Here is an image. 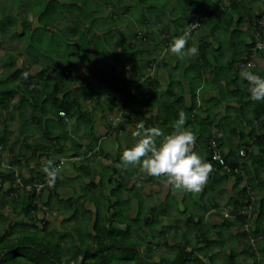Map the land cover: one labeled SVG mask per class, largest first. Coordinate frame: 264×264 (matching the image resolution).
Masks as SVG:
<instances>
[{
  "label": "crops",
  "instance_id": "0c3cea01",
  "mask_svg": "<svg viewBox=\"0 0 264 264\" xmlns=\"http://www.w3.org/2000/svg\"><path fill=\"white\" fill-rule=\"evenodd\" d=\"M261 7V0H147L139 3L140 11L138 13L132 7L130 13L134 17L131 22L122 17L118 18L117 22V18L113 16L115 15L113 11L109 16H102L99 13L94 15L97 10H93L95 22L90 29L92 32L90 37L93 42L95 38H97V43L99 41L98 46L96 49L93 48L91 54L96 59L92 62L93 70L94 65L98 69L102 68V65L98 64L103 59L102 53L115 55L120 52V50H117L116 53L109 51L107 44L113 41L115 46L121 47L122 44L119 39H116L117 32L121 39L124 37L121 31L129 29V27L130 30L137 29L136 31L142 33L144 42L148 43L151 40L150 38L146 39L147 36L154 37L155 44L151 43V45L155 47L150 49L145 44L144 47H147L149 52L144 53L139 50V53L136 54V60L134 62L129 61L127 66L134 65L135 69L133 71L129 67L130 76L127 79L122 78L123 84L120 80L117 81L119 86L108 84L109 87L112 86L113 95L110 94L115 103V112H109L110 120L113 121L111 126L99 122V117H97L98 121L92 124L96 117L94 115L90 129L86 132L82 121L72 117L69 119L71 123L68 126L60 123L64 126V130H61V140L55 148L62 147L63 153L54 155L55 152L48 151L53 147L52 143L55 141H47V148L43 152L44 154L49 152L52 155L47 159H60L63 162L75 160L65 165L62 164V166L59 163L58 187L55 191H52L51 188V193L47 191L43 195L44 201L47 202L44 204L50 212L55 208V205L64 206L66 200L70 198L77 200L78 204L82 202L83 196L81 197L82 193L79 192L80 188L76 189L75 185H81L87 180L82 179L86 173L76 170V166L80 163L76 165L73 163L83 159L87 161L97 159L98 161L101 156L110 159L113 156L111 153H114L115 150L111 153L106 152L107 147L102 148V145L99 144L100 141L113 138L112 143L119 145L118 151L122 155L124 149L131 147L138 139L133 135L138 129L143 132V129L157 127L162 129L165 135L174 131L179 116L171 124H162L160 120L158 121L157 116L165 117L163 109L165 104L172 103L180 110L189 109L191 105L193 106L191 113L188 114L190 120L194 118L192 120L193 125L190 126L186 121L184 127L190 128L196 133L193 150L204 157H206L204 150L206 141L203 142V140L206 139L208 132L204 130L200 132L199 129L205 125L203 120L207 118V115H210L212 121L211 136L217 134L223 139L221 149L224 153H227L229 147L238 146L241 135L243 138L241 142H252V137L249 136L252 135V126L246 124L245 117L241 114L239 117L235 115V109L240 108V98L242 99L241 93H238V88L243 86L241 71L237 72L236 65L248 52L245 45L249 44L250 35L254 30L253 24L261 11ZM220 11L222 13L218 17H212ZM136 16H139L138 21ZM195 19H199V21L190 33L186 47L195 44L198 47V53L179 56L171 50L170 45L174 38L183 34ZM83 30L87 31L80 28V31ZM99 30L104 32H99ZM106 32L108 35H106L105 41L103 33ZM126 35L128 34H125L126 38H123V41L127 45L133 44L134 39H131L130 34V39H127L128 36ZM263 54L262 51L254 55L257 56V63L264 61ZM261 69L264 68H259L258 73L261 72ZM99 82L101 81L95 83L99 84ZM129 86L134 87V89L132 90ZM125 88L126 90H124ZM193 96L195 97L193 98ZM176 99L179 101L175 102ZM86 100H88L86 102H91L92 98ZM97 100L98 103L104 105L102 100ZM75 102L84 110L79 101L76 100ZM102 105L97 108L102 110ZM121 110L124 112V117L117 120ZM263 110L264 108H258L257 111ZM253 111L252 107L248 105L244 110L245 116L251 117ZM99 112H101L100 118L104 119L102 111ZM230 116L231 118H229ZM196 117L198 121H195ZM156 118L157 120H155ZM261 118L264 121V115ZM120 121L123 123L122 128H120L122 125ZM218 122L221 123L219 126L222 127H216ZM72 123H74L73 126L70 125ZM104 123H106L105 120ZM116 123L117 126L114 128ZM235 123L239 126L238 132L233 130V127H236ZM161 138L157 137V141L159 142ZM84 140L86 143L82 142ZM257 151V148H254V154ZM29 158L31 157L29 156L27 159L30 160ZM262 159L264 160V158ZM113 161H115L114 164L112 162L111 164L122 176L124 175L123 199L129 200L131 209L134 208V204H137V198H139L144 209H149L155 213L154 221L152 220L153 214L147 213L145 215L148 217L145 226H142L138 231L140 237L144 235L146 239L145 237L141 238L151 245L149 252H146L144 245H141L139 249L141 254H155L158 258L169 255L173 257L177 248L185 247V251L195 258V262L192 264H247L248 259L251 260L247 255L241 254L247 246L243 249L239 247L240 239H244V237L240 235L242 227L236 224V217L242 201L240 199L241 187L239 186L241 182L236 183L233 178L225 177L222 171L215 172V169H212L203 187L196 192L189 191V196L186 197L185 193L182 192L183 189L175 188L164 175H149L140 165H130L124 168L121 166V159L115 156H113ZM248 164L252 173L254 170L253 167L251 168L250 161ZM103 167L106 175L104 177L97 175L98 183L93 182L99 185L100 181L105 179V183L102 181L104 185L100 186L105 188L106 185L117 180L118 175H111L110 170H106L109 167H105V165ZM32 173L37 179V175ZM263 173L264 167L259 170V179H254L253 184L257 200H263L261 206L264 208ZM28 179L31 177L29 176ZM79 180L81 182L77 183ZM130 194L136 195V197L129 199L128 195ZM194 195L199 196V203L190 202V200H194V197L191 198ZM169 198H173L171 203L168 201ZM23 202L27 204L28 195L23 199ZM87 205L94 208V210L87 208L86 210L91 212L92 218H95L96 205L92 202H85L84 206ZM57 209L47 213V222L49 229H54L64 235L71 232L74 219L68 220L72 212L64 213V210H60L58 213ZM130 210L129 216L133 217L134 213L130 214ZM257 215L259 232L264 234V210L260 216L259 213ZM178 217L181 219L178 220ZM55 220L57 221L55 222ZM58 221L61 225L58 224ZM70 222L72 224L68 225ZM55 223H57V227H55ZM50 231L53 232V230ZM134 238H137L136 234ZM206 240L209 242V246L206 244ZM230 241L234 243L230 245ZM223 242L226 244L225 246H230L225 253H222L223 247L220 246ZM231 247H234V251L230 250ZM220 256L224 258V262H216L215 259Z\"/></svg>",
  "mask_w": 264,
  "mask_h": 264
},
{
  "label": "rangeland",
  "instance_id": "374dc122",
  "mask_svg": "<svg viewBox=\"0 0 264 264\" xmlns=\"http://www.w3.org/2000/svg\"><path fill=\"white\" fill-rule=\"evenodd\" d=\"M58 1L62 2L64 6L62 7L60 15L54 17V20H51V25L49 28L42 29V26L41 24H39L38 16L36 14L37 5L35 4V0H0V21L6 20L5 24L0 25V92H1L0 100H3V102L5 101L3 93L6 92L7 90H10V88H18L19 93L23 94V92H25L23 80L27 79L28 75L33 77L35 74L41 71L45 72V78H43L40 81L38 80L37 86L32 90L34 98L37 99V101H35L36 103L32 104L35 105V107H31L28 105L29 104L28 102L31 103V101L29 100V95H26L27 92H25L22 95L24 96L25 100L22 101L20 95L16 96L14 100V102H16L15 104L6 103L7 106L6 110L0 109V113L2 116V120L0 121V136H3V133L5 135H10V138H8L7 144L5 145L2 154L0 155V176L14 174V178L16 175L17 177L20 176L21 178H23V181H26L28 183L26 184L28 185L27 187H30V185L34 184V182H37L39 185L44 186V188L42 189L43 193H41L39 200L36 199L38 201L37 202L34 201L35 203H37L36 209L32 210L31 207L29 208V218L25 217L24 214H22V209L23 208L26 209L25 207L26 202L25 203L23 202V199L26 198V194H25L26 191L23 190L24 184L22 183L21 180H19L20 177L16 178L15 183H19V184L22 183V186L14 185V187H9V182H6L2 185V188H0V236H1L0 253L1 254L3 253L0 257V260H2L0 264H56L54 263V261L57 259V257L54 256L55 253H51L52 258H51V263H49V261H47V254H45L44 250H42L41 253H39L37 250L34 249V247L25 248L24 246L19 245L20 239H22L23 236H28L23 231L31 230L32 232H37V230H41V232H39V235L47 238L46 222H47V213H49L50 210L47 209V206L44 204L45 201L43 195L44 193H47L46 168L48 162L51 160L53 163L55 161H57L58 163L59 161L60 165L62 166V164L65 165L68 162L75 161V160H70V161L65 160L64 162L61 163L60 159L59 160L53 158L47 159V155H45V157L41 158L39 161L37 159L36 160L27 159L30 156V153L29 150H26L25 148L26 143H33L43 148H47V134H46L47 129H49V131L51 132V136L61 135L60 133L61 130H64V126L56 123L55 119H57L56 118L57 115L60 118L64 119L65 125L68 126V124L71 123L69 119H71L72 117L67 116L65 114L64 116H61L60 115L61 111H59V109L54 107L51 100L49 99L47 100V98L45 97L46 94L54 90L53 89L54 85H58L59 86L57 87L58 89L56 88L55 89L57 90V94L60 95L59 92H61V88L63 87L64 90L68 91L69 93L68 99L70 101L75 102L77 100L84 108L87 107L88 110L94 112V115L96 117L95 120L92 121V124H95L98 121L97 117H99V122H102V124H105L106 126L109 125L111 126L113 122L110 120V115H109V112L110 113L115 112L114 111L115 103H114V98L112 97L113 89L112 86L110 87L108 86L109 84L108 78L107 77L104 78L99 73L98 67L94 65V70L92 68V62L96 61L95 57H92V55L89 54L90 50H93L92 45L88 46L85 43H81L80 46L82 47L79 49L80 56H73L72 61L70 60L69 56L63 54L67 42L73 40L70 34L74 27V24L65 10L66 7L65 4H70L71 2H73V0H58ZM81 2L82 4H84V8H86L84 11H88V13L92 15H93L92 8L93 10L95 9L97 10V12L94 13V15L99 13L102 16L104 15L109 16L111 11H113V13L115 14L113 16L117 18V22H118V18L120 17L126 19L128 22H131V19H133L134 17V15L130 13L132 7L133 9L136 10L135 11L136 13L140 11L139 3H136V0H109L108 3L106 2L105 4L103 3V0H81L78 3L81 4ZM261 2H262V7L259 15L264 14L263 11L264 2L262 0ZM136 17L138 21L139 16ZM27 23L30 24L28 27L26 25ZM83 26L86 25H82L80 26V28H83ZM91 28L92 27H89V30ZM136 30L137 29L130 30L129 27V29L121 31L122 33L121 32L120 33L122 34V36H124L123 38H126L125 34H128L126 35L128 36L127 39H130L129 34L132 35L131 39H135L133 35L136 38L138 37L137 39H135L136 40L135 45L136 48L138 49L137 53H139V50H142L144 53L149 52V49L147 47H144L145 44L150 49H154L155 46H152L151 43L155 44V38L154 37L151 38L150 36H147L146 39L150 38L151 40L148 43L144 42L143 39L140 38L139 32ZM99 32H104V31L99 30ZM21 33H23V35H21ZM116 36H117L116 39L117 38L119 39L122 46L121 47L115 46L113 41H111L110 44L108 43L107 49L113 53H116L117 50H121L123 49V47H125V45H127L125 41H123V38L120 39V36H118V32ZM259 45H260L259 47L260 50H262L264 53V49H263L264 47L261 46V44ZM256 57L257 56H254L252 58L253 61L255 62L252 70L258 72L259 68H264V61L263 62L260 61L259 63H257ZM68 61H71L72 63ZM114 61L116 62L117 60L115 59ZM240 64H238V68L242 70L243 68H240ZM118 66H119V60L116 62V67ZM129 66L126 67L124 71L121 73H119L118 71H114L113 73L110 72V74L113 76L127 79L130 76ZM49 67H53L54 70L50 71ZM263 70L264 69H261L260 71ZM16 71H19V77L21 79H19V77L17 80L11 78V75H13L14 72ZM26 73L27 75H25ZM47 73H49L48 80H47ZM99 80L101 81L99 82V84L95 83ZM118 80H115L116 82L114 81L115 82L114 84L117 86H119L117 82ZM129 87L132 90L134 89V87L131 86ZM86 90L92 92V94H90L91 95L90 99L92 98L91 102H86L88 100H86L81 95ZM124 90H126V88ZM119 96L122 97L120 94ZM97 99L102 100L104 103V105H102L99 102L100 105L103 106L102 110H100V108L99 109L97 108V106L99 105ZM13 105H15L14 106L15 110H11ZM40 108L43 109L49 108L53 112L51 114H48V116L47 113H45L44 116H41ZM10 111L12 112L11 121L7 120V116ZM99 111H102V114H104L103 117L104 119L100 118L101 112ZM120 117L121 118L124 117V112L122 110L119 111L117 120H119ZM229 118H231V116ZM104 120L106 121V123H104ZM120 123L122 124L120 128H122L123 127L122 121H120ZM73 124L74 123L70 125L73 126ZM116 126L117 123L114 126V128ZM233 130H235V132H238L239 126L236 124V127H233ZM235 139H237L236 136ZM103 141L104 140L100 141L99 144L102 145V148L107 147V150H105L106 152L111 153L112 151L115 150L114 153L111 154L117 158L121 157V153L120 151H118L119 145H117L116 143H112V141H114L113 138H108L104 142ZM82 142L86 143V140ZM236 148L237 145L234 146V149ZM113 156H111L110 159L101 156V158L98 161L97 159H94V161L93 159H90L89 161L83 159L80 162L77 161L74 162L73 164L76 165L77 163L78 164L80 163L85 173L89 174L88 176L86 175L82 176V179H87L86 181H84L85 183H87L89 180L94 181L96 183L97 175L100 176L102 175V177L106 175L105 174L106 172H104L103 170L104 169L103 165L109 168L114 167L113 164L115 161H113ZM111 162L113 164H111ZM58 171L60 170L58 169ZM32 172H34L35 175L36 172H41L43 176H45V178H42V181L38 182L35 176H33ZM30 173L31 175H29ZM29 176L31 177V180L28 179ZM33 178L35 181L34 180L32 181ZM102 181H104L105 183V179ZM80 182L81 180H79V182L77 183ZM244 185H245V180L243 179L241 183H239V186L243 187ZM80 186H81L80 184L75 185L76 189H78ZM111 186L112 185L109 184L106 185L105 188L100 187L102 194L108 195L109 191L111 190ZM94 191L96 190L90 189L88 191V195H91ZM182 192L185 193L186 197L189 196V191L182 190ZM252 194L256 196L254 191L252 192ZM193 197L194 200H190V202L193 201L196 203L200 202L199 196L194 195L191 198ZM172 199L173 198H169L168 201L171 203ZM5 202L7 204L6 207H4ZM54 207L55 208L51 210V212L56 210L57 208H60L57 209L58 213L60 212V210L62 211L67 210L65 205L62 207L59 205H55ZM84 208H87L89 210H94V208L90 205H87ZM38 212H40L39 215ZM112 212L113 209H111L108 206L106 214L110 215ZM132 213H135V208H132L130 210V214ZM77 217L80 218V215H78ZM93 219L94 218H92V214H91L89 221V229L93 223L92 222ZM147 219L148 217L145 216L144 220L146 221ZM180 219L181 218L178 217V220ZM44 221H46L45 225L43 224ZM56 221L57 220H55V222ZM73 222L75 223V221ZM58 224L61 225L59 221ZM70 224H72V222H70L68 225ZM43 225L45 228H43ZM54 225L55 227H57V223H55ZM68 225H66L67 228ZM28 234L30 235V233ZM31 236L33 238L36 237V239L39 238L37 235L35 236L31 234ZM130 237L135 239L134 232L131 233ZM141 237H145V236L142 235ZM63 239H64L63 243L67 245V243H69L68 240L69 238L64 237ZM217 240H219V238H217ZM245 241H246L245 239H240L241 244L239 245V247L241 249L245 248V246L249 244V243L245 244ZM259 242L260 241H257L256 243L259 244ZM232 243L234 242L230 241V245H232ZM256 243L254 246H251L250 244L249 246L255 249L256 261L258 262V264H264V250L263 253H260L259 249L256 248L257 247ZM225 245L226 244L224 242L220 244V246L223 247L221 250L222 253H225L226 249H229L228 247H230L228 245L227 246ZM231 248L232 249L230 250L234 251V247ZM64 253H67V251L65 250ZM33 254L38 257L35 258L36 260L32 259ZM40 254H43V256L41 257ZM142 256L145 258L147 264H152L159 260V258L156 257L155 254L152 255L142 254ZM168 257L172 258V255H169ZM221 258L222 256H220L218 259L216 258L215 259L216 262L225 261L224 258L222 259ZM63 261H67V257L66 259H63ZM253 262H254L253 260L248 259L247 264H253ZM113 264H121V263L113 262ZM127 264H133V263L130 262Z\"/></svg>",
  "mask_w": 264,
  "mask_h": 264
},
{
  "label": "trees",
  "instance_id": "16d2710c",
  "mask_svg": "<svg viewBox=\"0 0 264 264\" xmlns=\"http://www.w3.org/2000/svg\"><path fill=\"white\" fill-rule=\"evenodd\" d=\"M81 0H73L70 4H65V10L67 14L70 16L69 18L72 20L74 27L71 31L70 36L73 40L67 42L66 48L64 51V55L66 54L69 56L70 60L72 61L73 56H80L79 49L82 47L80 46L81 43H85L86 45H92L94 49L98 46L97 38L93 42L91 39L92 32H90L89 27H92L95 22V17L88 13V11H84L86 8H84V4H79ZM109 0H103L104 3L108 2ZM147 0H136V3L145 2ZM35 4L37 5L36 8V14L38 16V22L41 24L42 29L49 28L51 25V20H54V17L60 15L63 4L62 2L58 0H35ZM93 12V8H92ZM221 11L218 14L212 15V17L219 16ZM261 20V15H258L256 20L254 21V30L252 34L250 35V41L249 44H246L245 47L248 48V52L245 55V57L239 61V64L248 63L249 61H253V57L256 54H259L262 52L260 48L257 47V44H262L264 47V24H260L259 21ZM6 23V20L0 21V25H3ZM193 23V22H192ZM27 27L30 25L29 23L26 24ZM83 26V28H87L85 30L87 31H80V26ZM75 28V29H74ZM189 28V27H188ZM194 30V29H193ZM189 31L190 33L193 31ZM37 31V30H36ZM23 35V33H21ZM105 37L103 38L106 41V35H108V32L104 33ZM132 36V35H130ZM140 38H143L142 33L139 32ZM133 37L137 39L134 35ZM75 39V40H74ZM133 44H128L127 46L123 47V49L120 50L117 54L113 55H103V59L98 62V64L102 65L101 69L99 70V73L104 77L108 78L109 83L114 85V81L118 80L120 77L113 76L110 74V72L118 71L119 73L123 72L126 67H128L129 61L134 62L136 60V53L138 49L135 46V40ZM58 40V39H57ZM56 40V41H57ZM55 44V42H54ZM86 46V47H88ZM264 49V48H263ZM93 50H90L89 54L91 55ZM82 54V53H81ZM119 60V66L116 67V62L114 60ZM71 61H68L72 63ZM109 61V62H106ZM255 63V62H254ZM232 64V63H230ZM109 66V67H108ZM131 70L134 71V65L129 66ZM254 67V66H253ZM253 67H249L251 70ZM50 71H53V67H49ZM237 72L241 71L238 68V64L236 66ZM261 75H264V70L259 72ZM49 73H47V80L49 78ZM19 77V71L14 72L13 75H11V78H14L17 80ZM45 78V72L41 71L37 74H35L33 77L28 75L27 79L23 80L24 84V91L27 92L26 95H29L28 102L29 106L35 107V104L37 99L34 98L33 95V88L37 86L38 80H42ZM19 79H21L19 77ZM121 84L124 83V80L122 78L119 79ZM241 82L243 83L242 88L239 89V94L241 93L240 98L241 102L240 108L235 109V115L236 117H239L240 114L244 116V120H246V124L252 126V135H249L252 137V142H241L243 140L242 135L240 137L239 144L236 149L233 147H229L227 153H224L221 149L223 146L222 144V138L217 134L211 136V129H212V121L210 119V115H207V118L203 120V123L205 124L199 131L204 130L207 133L206 139L203 140L205 142V152H206V159L211 162L213 165L214 171H222L224 173L225 177H231L235 180L236 183L241 182L243 179L245 180V185L240 188V210L243 209L248 203H252V210H251V217H247L245 214H240V210L238 212V215L236 217V224L241 226L243 228L244 225L248 224L250 236L256 238L258 236L261 237V243H256L257 247L260 251V253H263L264 250V234L262 232H259V225H258V213L259 216L263 212L264 208L261 206L262 201L257 200V197L252 194L254 191V179H259V170L264 167V160L261 158H264V121L262 120V116L264 115L263 111L258 112V108L263 109L264 108V100L260 101H254L250 99V94L248 92V82L245 78L241 77ZM57 87L58 85H54L53 91L46 94L47 100H51L52 104L55 108L59 109V111L63 112L65 115L74 117L77 120L82 121L84 127L86 128V132L90 129L92 117L94 116V112L91 110H88L87 108H84L82 110L78 103L74 101H70L68 99V91L64 90V88H61L60 95L57 94ZM56 88V89H55ZM23 92V94L25 93ZM22 93H19L18 88H10V90H7L3 93V96L5 98V101L0 100V109L6 110L7 104L16 103L14 102L16 96H21V100H25ZM91 92L88 90L84 91L82 97L85 99L91 97ZM1 95V92H0ZM195 96H193L194 98ZM179 99H176L175 102H178ZM97 103V102H96ZM194 103V102H193ZM31 104V105H30ZM250 105L252 109L254 110L252 113V116H245V107ZM15 105L12 106L11 110H15ZM98 106H101L100 104ZM97 106V107H98ZM263 106V107H262ZM18 107V106H17ZM16 107V108H17ZM42 107V106H41ZM192 105L189 109H179L178 107H175L171 104H165L163 106L164 109V115L165 117L157 116L158 121L160 120L162 124H171L174 123L173 120H175L179 114L182 112L187 113L188 119L187 123L190 124V126L193 125V119L190 120V117L188 114L191 113ZM41 116H44L45 113L51 114L53 111L49 108L43 109L40 108ZM197 115V114H196ZM57 124L64 125V119L60 118L58 115L56 116ZM12 119V112L10 111L7 116V120L11 121ZM2 120V116L0 113V121ZM157 120V118L155 119ZM157 121V122H158ZM195 121H198V118L196 117ZM201 121V120H200ZM38 122V121H37ZM48 122V119H47ZM51 122V121H50ZM221 123H217L216 127H222L219 126ZM211 125V126H209ZM52 126V125H51ZM48 127V126H47ZM47 141L53 142V149L50 148L48 151H53L57 154L63 153L62 147L55 148L56 144L58 145L61 140L60 136H51V132L49 129H47ZM61 134V133H60ZM242 134V132H241ZM10 138V135H5L3 133V136H0V144L3 146V149L5 145L7 144V140ZM214 141L217 145V147L220 149L222 154V157L224 159V163L228 166L235 167L239 164L243 166V174H237L234 172H225L223 168L220 166V164L216 163L212 160V149L210 142ZM202 144V142H201ZM26 150H29L30 157L29 159L32 160H40L45 155L47 157H51L52 155L47 152V154H44L43 150L46 148H43L37 144L33 143H26L25 144ZM254 148H257V153L254 154ZM244 149L247 151L248 156L246 158H240L238 155L239 150ZM39 153V154H37ZM62 161V160H61ZM251 163V168L253 167V172H250V165L248 162ZM63 162V161H62ZM59 161H55L51 165L47 164V167H51L53 169H57L59 167ZM76 170L78 172H83L82 166L79 164L76 166ZM106 170H110L111 175H118L117 180L112 181L111 184L112 188L109 191L108 195L102 194V191L100 190V186L103 184L100 181V184L97 185L93 181L89 180L88 183H82L80 188L81 194V200L82 202L78 204L77 200L70 198L66 200L64 203L67 210H64V213L70 211L71 216L68 218V220L74 219L75 223L71 226V232L65 233L64 235L61 233H58L54 229H49V223L44 221L43 224L45 225L47 223V238L44 236H40L39 232L41 230H37V232L29 231H23L28 236H23L22 239H20L19 245L27 247H34L35 250H37L39 253H41L42 250H44L45 254H47V261L51 263L52 255L51 253H55L54 256L57 257V259L54 261L56 264H113V262L121 264H127L132 262L133 264H147L145 258L142 256V254L139 252L140 246L144 245V249L146 252H149L151 249V245L149 243H146L144 239L140 237L138 234L139 229L142 226H145V220L144 217L147 213L150 215L153 214L152 220L154 221V212L150 211L149 209H144V207L141 205V200L137 198V204H134L135 213L133 217L129 216V210L131 209V204L129 200L123 199L122 191L125 188L124 186V175L115 168H106ZM37 181L41 182L42 178L44 177L41 172H37ZM88 176V174H84ZM253 175V176H252ZM19 176V175H18ZM20 177V176H19ZM152 177V176H151ZM150 177V178H151ZM49 175L47 172V191H50L52 188V191H55L58 187V176L55 179L54 183H49ZM19 180L22 181L24 185L28 184L26 181H23V178H19ZM31 180V179H29ZM34 178L32 179V181ZM35 181V180H34ZM6 182H9V187H14L15 184V178L14 174L6 175V176H0V188H2V185ZM36 185H39L37 182ZM44 186H42L41 190L39 191V195L36 194L35 188H32L31 190H27L25 187L23 188L26 194L28 195V202L25 204L26 209H22V214H24L25 217L29 218V208L31 207L32 210L36 209V204L34 201H38L41 193H43ZM96 190L91 195H88V191ZM51 192V191H50ZM38 195V196H37ZM132 195V196H130ZM128 195L129 199L131 197H136V195L130 194ZM251 197L253 198V202H251ZM38 199V200H36ZM111 200V201H110ZM19 201V199H18ZM4 202V201H3ZM85 202H92L96 205V215L94 220L92 221V225L89 229V221H90V211L86 210L84 208ZM47 204V202H45ZM259 204V205H258ZM7 204L5 202L4 207H6ZM106 206V207H105ZM108 206L113 209V213L110 215H107V208ZM3 207V208H4ZM104 210H103V209ZM48 209V208H47ZM102 209V211H101ZM21 211V210H20ZM80 215V218L77 216ZM86 221H85V219ZM46 222V223H45ZM43 225V228H45ZM50 230H53L51 232ZM134 232L137 235L136 239L131 238V233ZM30 233V235L28 234ZM37 235L39 238L36 239L31 236ZM241 236L244 237L246 240V243H248V235L246 232L242 230L240 233ZM69 238V243L65 245L63 243V238ZM1 238V236H0ZM29 239V241H28ZM33 242V243H32ZM78 244V245H76ZM206 244L209 246V242L206 240ZM12 247V246H11ZM94 247V248H93ZM7 248V247H5ZM4 249V248H1ZM67 251V253H64V251ZM186 248H177L175 251L174 256L170 259L167 257H160L159 261L152 263V264H192L195 262V258L190 255L189 252L185 251ZM3 254V253H2ZM0 253V257L2 255ZM241 254L247 255L248 258L253 260V264H258L256 261V251L247 245V248H245ZM42 257L43 254H40ZM67 261H63V259H66ZM35 258H38L33 254L32 259L36 260ZM63 258V259H62ZM31 259V257H30ZM2 260H0V263Z\"/></svg>",
  "mask_w": 264,
  "mask_h": 264
},
{
  "label": "clouds",
  "instance_id": "9594fccd",
  "mask_svg": "<svg viewBox=\"0 0 264 264\" xmlns=\"http://www.w3.org/2000/svg\"><path fill=\"white\" fill-rule=\"evenodd\" d=\"M189 39L190 32L186 30L174 38L170 45L171 50L179 56L197 54L198 47L195 44L186 47ZM240 75L248 82L250 99L264 100V75L249 67L243 68ZM187 119V113L181 112L174 126L175 130L166 135L157 127L143 129V132L138 129L133 133L138 137L136 142L122 152L121 166L127 168L130 165H140L149 175L166 176L177 189L199 191L208 180L213 165L199 152L193 150L196 133L184 127ZM157 137H162L159 142ZM52 163L51 160L48 162L49 165ZM46 171L50 177L49 183H54L58 170L47 167ZM25 186L27 185L23 188Z\"/></svg>",
  "mask_w": 264,
  "mask_h": 264
},
{
  "label": "built area",
  "instance_id": "2783aa9c",
  "mask_svg": "<svg viewBox=\"0 0 264 264\" xmlns=\"http://www.w3.org/2000/svg\"><path fill=\"white\" fill-rule=\"evenodd\" d=\"M262 1L264 2V0H262ZM263 11H264V9H263ZM198 21H199V19H195L194 22L189 25V28H188L187 31H191V30L195 29ZM263 21H264V14L261 15V20L259 21V23L263 24ZM261 46H263V45L261 44ZM257 47L259 48L260 45L257 44ZM253 66H254V61H249L248 63H246V65L240 64V68L253 67ZM60 115L64 116V113L60 112ZM210 144H211V149H212V160L215 161L216 163L220 164V166L223 168V170L225 172H234V173H237V174H240V175L243 174V166L241 164L238 163V165L235 166V167L228 166L227 164L224 163V159L222 157V154H220L221 151L217 147L216 143L214 141H211ZM2 152H3V146L0 144V155L2 154ZM238 155H239L240 158L244 159V158H246L248 156V153L244 149H241V150H239ZM61 163H62V161H61ZM16 178H19V177H17V175H16L15 176V180H16ZM14 185L22 186V183H20V184L19 183H15ZM27 186H25V188L27 190H31L32 188H35L36 194H38L39 191L42 188L41 185H30V187H27ZM251 202H253V198L252 197H251ZM251 210H252V203H248L243 209L240 210L239 213L240 214H245L247 217H251ZM242 230L247 233V235H248V237H247L248 238V243L251 246H254L257 241H261L262 240L260 236L254 238V237L249 235L250 231H249L248 224L244 225Z\"/></svg>",
  "mask_w": 264,
  "mask_h": 264
},
{
  "label": "bare ground",
  "instance_id": "6f19581e",
  "mask_svg": "<svg viewBox=\"0 0 264 264\" xmlns=\"http://www.w3.org/2000/svg\"><path fill=\"white\" fill-rule=\"evenodd\" d=\"M199 226V225H198Z\"/></svg>",
  "mask_w": 264,
  "mask_h": 264
}]
</instances>
